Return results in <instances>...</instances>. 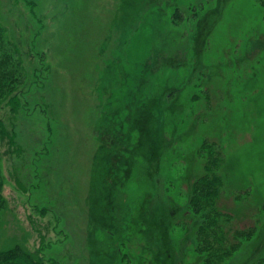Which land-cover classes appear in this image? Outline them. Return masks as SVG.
I'll use <instances>...</instances> for the list:
<instances>
[{"label":"rangeland","instance_id":"1","mask_svg":"<svg viewBox=\"0 0 264 264\" xmlns=\"http://www.w3.org/2000/svg\"><path fill=\"white\" fill-rule=\"evenodd\" d=\"M208 2L210 12L201 24L200 4ZM164 4L162 14L170 18L178 8L186 22L170 29L142 0H0L2 23L28 74L21 109L13 113L0 104V167L8 202L0 251L19 245L47 264H92L91 256L99 264H120L103 233L89 229V207L101 199L103 167L109 168L106 156L118 151L117 144H109L118 140L115 133L103 149L101 111L110 91L121 87L124 95H116L122 103L115 105L120 110L130 99L126 92L138 90L142 75L146 81L153 69L148 60L141 74L144 59L160 53L167 64L192 56L184 69H159L133 96L151 104L140 107L139 115L143 121L150 112L149 129L130 135L126 145L118 140L119 152L111 155L117 162L127 150L131 154L126 165L118 162L112 170H130L117 175L129 183L124 195L130 207L140 211V216L116 215L118 228L127 225V263L160 264L158 254L166 259L171 252L174 259L161 264H200L192 253L195 226L185 214L191 185L206 173L201 147L215 143L224 182L220 209L239 229L257 226L253 239L224 264H259L253 258L264 255V7L256 0H158L156 6ZM201 25L205 44L195 36ZM204 46L205 69L199 67L202 60L192 58ZM157 160L161 168L155 181L148 180ZM167 210L174 227L161 220ZM163 228H174L168 239L161 236ZM105 250L110 254L102 260L98 254Z\"/></svg>","mask_w":264,"mask_h":264},{"label":"trees","instance_id":"2","mask_svg":"<svg viewBox=\"0 0 264 264\" xmlns=\"http://www.w3.org/2000/svg\"><path fill=\"white\" fill-rule=\"evenodd\" d=\"M157 1L158 0H142V3L144 5L147 4L150 6L147 9L149 10L148 12H150V10H154L156 13L159 14V15L158 14L154 15L155 20L157 22H161L162 20H164L166 24L171 27V28L169 27L170 29L177 28L182 23H184V21L186 22V19L184 18V16H182V12H180L178 8H174V9L171 8L172 13L170 15V18L168 17V15L166 16L162 14L161 11L164 10L163 8L165 7V4L163 6H156ZM175 1L176 0H170V2L173 3H175ZM256 1L260 6L264 7V0H256ZM204 4L203 3L200 4V10L204 12V13L202 12L203 14H201V19L203 17H206L205 15H207L210 12V10L208 9L211 6L209 2L206 4V6H204ZM141 17H142L141 19H143L142 23H144L147 16L142 14ZM203 21L204 20L202 19L201 24L203 23ZM142 23L140 22V27L138 29V32L141 30ZM161 29L162 30H160L159 32H163L164 30H166V28L165 29L161 28ZM202 30L203 27L201 25L200 29L197 30L195 36L197 40H201L205 44L206 42H208V36L206 35L204 37L203 35H205V32H202ZM174 36L173 38L175 40H178L177 35ZM179 40L181 39L179 38ZM204 47L205 50L197 53L196 56L193 55L192 57L193 59H196L197 57L198 60L200 61L202 60L201 62H199L200 64L199 67L203 69H205L204 66H202L203 57H204L203 55L206 53V46ZM261 54L263 55L262 60L264 63V50L261 52ZM159 56L160 53H158V56L154 57V60L152 59V57L150 59H144V61L142 62L143 67L141 68V74L143 72L144 67L148 63V60L151 63H154L153 69L149 72L147 71L146 75L149 76L147 77L146 81H144L145 79L143 78L144 76L142 75L141 80L138 81L137 84L139 86L138 90L134 88V91L126 92V95L128 92H130L128 93V97L130 99L126 100L125 98V102L122 104V107L120 106L121 107L120 110H118L115 107V105L118 106V104L122 103L120 96L116 94L118 93L121 94L123 92L124 95L125 93L124 89L120 87L118 88L119 92L117 91V89L114 88L110 91L111 95L110 97H108L106 101L104 107L105 110L103 109L102 110L103 112L101 111L102 126L99 135L104 145L103 149L107 148L106 146L108 143L106 144V138L109 137L110 133L112 134L115 133L116 134L115 138H117L120 141L122 140L123 142L122 144L126 145L130 141V135L136 134L139 131L140 133L144 132V129L146 127L149 129L148 120L151 118L150 112H149L150 117L148 116L149 119L147 117L144 118L143 121H141L142 117L139 115L141 114L140 107L142 108L144 106L147 107V105H149L150 103L147 102L145 103L144 99L146 97L140 96V98H136L133 100V96L137 95L138 97L140 95L139 93L144 89L145 84L146 83L148 84L150 80L153 81L152 79L153 76L155 77L158 76L159 69H184L185 67L189 66V63L187 62L191 59L192 55L190 57L188 56L183 60L179 58V63H176V59L173 58V61L171 62L168 60V64L166 63V60L161 59V57ZM252 60L253 58H250L248 62H251ZM163 62H165V65L163 64ZM254 69H260V68L255 67ZM27 75H28L27 68L25 67L21 50L10 36L8 29L3 25L0 17V104L1 103L8 104L11 107L13 113H17L21 109L20 94H22V90L26 85ZM124 75L126 78V74ZM194 76L195 74L193 73L192 78ZM148 78H150V80ZM121 82L122 81L120 80L119 83ZM122 85L124 86V83ZM141 87L143 88L141 89ZM148 91L150 92V89ZM164 94H166V91H164L163 95ZM140 99L142 100V103ZM168 99H170L172 103V96L168 97ZM167 102H169V100H167ZM121 111L122 114L120 113ZM185 114L186 111H184V115ZM160 120L161 118L159 119V121ZM112 123H114L113 126ZM118 140L114 143H109L112 146L117 144V149H118L117 153L119 152L120 149L119 145H121L120 143L118 144ZM215 145H216L215 143L212 145L206 144L203 147H201L204 149L203 153L206 154V158L204 159L205 160L204 168L206 173L203 174L200 178L196 179L191 185L190 192L188 195V201H187V211L185 214L186 221L191 222L193 226H195V228H193L195 246H194V251H192V253L193 256H196V258H198L200 264H224L232 257H234L243 248L245 243L251 241L257 231V226H252L249 227L248 229H239L236 225H234L232 217L229 214L224 213L219 207V199L221 197L224 182H223V176L220 174L219 171L222 160L219 153L217 152V149L214 148ZM165 151H166V140L164 141L162 149H160V154H159V156L162 157L163 160H164V156H167ZM127 152L123 153L121 155V158L118 156L117 162H114L115 160L111 158V155H115V154L117 155V153L114 154V151L109 152V156H106V158L109 157L108 158L109 168L106 169L104 165L101 175L102 183L100 184L98 190L102 194V197L100 200L97 197L95 202L91 203L89 207L90 212L92 211L90 215V225H89V229H91V233L92 232L95 233V230H100L101 233H103L102 236H105V240L107 241L109 250L112 249V251H115L117 256L121 258L120 264H128L127 258H129V256L131 255L128 254L126 255V253H124V245H126L125 235H127L124 230L127 225L123 229L118 228L116 222V215L120 211L123 213V215L128 214L131 216H135V213L138 212L140 216L139 208L133 207L132 204L130 207L129 205L130 200L127 199L126 197L127 195L126 196L124 195L127 194L125 192V188H127L129 184L127 183V179L121 182V178H120L123 177L124 175L127 176L128 174H130V170H128V168H123L119 172L117 171L115 172V170H112V167L115 168L118 162L123 165H126L129 162L131 154L128 155ZM179 160L181 161L180 157H177L176 159L172 160V166L176 168L177 166H175L176 165L175 163ZM147 162L151 164L150 160L149 161L147 160ZM159 168H161L160 161L157 160L155 163V168L153 167L152 171L151 170L147 171L146 173L147 179L150 180L152 177V179L154 180V175L155 173L158 172ZM108 172H111L112 176H109ZM117 173L120 175V177L117 175ZM117 176L119 177V180H114L113 177L116 178ZM4 187H5V178L0 167V224L4 213L8 209V202L6 197L4 196ZM143 205H144L143 206L144 214L148 215V217L147 218L145 217V219H149L151 217L152 220V216H151L152 211H150L149 213L148 207L145 205V200ZM144 214H142L143 217ZM164 214L167 215V217L171 216V213H169L168 210ZM107 215H110V217L109 218L106 217ZM167 217L163 218L162 216L161 220L164 222H168L169 224H171V226L174 227L175 224L173 219L171 217L170 219H168L169 217L168 218ZM160 227H162V225ZM170 229L173 230L174 228H170ZM172 230L167 232L163 228L161 232V236L164 239H168L170 232ZM109 254L110 253L107 250H105L104 253H101L100 251V254L98 255L101 256L100 258L102 260L104 259L106 260ZM169 254L170 255H167V257H165L166 259L173 258L172 253L170 252ZM93 256H96V254L95 255L93 254ZM130 258L131 261H129V263L130 262L132 263L133 259L132 257ZM156 258L160 264L166 262V259H163V257H161L159 254L158 257ZM253 260L254 263L264 264V255L258 256V258L256 255L253 258ZM91 261L92 264H99V261L96 262L92 256H91ZM173 262L176 263V260H174ZM105 263L108 264L107 261H105ZM0 264H47V262L42 257H39L38 255L33 254L18 245L15 246L14 248L0 251ZM112 264L114 263L112 262Z\"/></svg>","mask_w":264,"mask_h":264}]
</instances>
